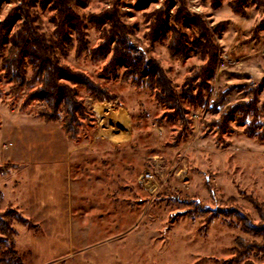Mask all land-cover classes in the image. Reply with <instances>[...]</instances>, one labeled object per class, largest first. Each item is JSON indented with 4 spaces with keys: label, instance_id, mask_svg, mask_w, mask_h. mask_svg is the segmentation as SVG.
<instances>
[{
    "label": "rangeland",
    "instance_id": "obj_1",
    "mask_svg": "<svg viewBox=\"0 0 264 264\" xmlns=\"http://www.w3.org/2000/svg\"><path fill=\"white\" fill-rule=\"evenodd\" d=\"M15 1H0V22L12 8L23 6L34 13L35 25L41 32L53 31L50 20L53 13L48 7L43 10L40 0H27L23 4L22 0ZM74 1V10L86 24L90 48L98 46L101 34L89 22L88 15L111 8L116 0ZM118 2L123 21L132 27V41L145 47L160 62L180 90L191 69L203 61L194 53L184 61L171 59L167 41L147 42L145 13L160 8L161 2L143 10L135 7L136 0ZM185 2L190 11L203 16L208 27L215 29L222 25V28L216 35L221 59L211 89L202 105L192 107L185 103L190 122L181 136V123L167 117L166 106L154 100L151 89L136 88L122 81L123 69L116 76H101L107 60L94 61L86 55L77 59L75 47L61 57V62L84 72L120 98V106L93 102L82 87H77L79 98L88 107V116L81 119L80 134L75 139L68 138L61 122H45L38 116L45 108L44 103L34 102L22 109L30 89L15 94L11 82L4 79L0 82V166L8 162L24 163L10 175H0V199L14 200L15 206L21 207L28 201L39 203L36 214L41 207L49 210L47 218L57 232L48 236L43 234L44 222L37 225L34 220L29 221L27 226L38 235L33 243L41 245L44 241L46 245L45 252H33L39 256L38 260L31 257L34 264H264V252H252L242 258L235 241L237 237L257 241L261 238L225 224L222 216L206 224L210 209L235 208L252 222L260 223L258 213L248 201L251 198L264 203V140L245 132L252 114L244 124L239 122L240 115L232 117L230 128L223 133L211 123L220 120L227 107L256 96L259 109L256 133L264 131V30H256L264 18V0H247L244 16L233 14L227 0H222L217 9L212 8L211 0ZM23 20L21 16L16 27ZM225 56L226 65L221 68ZM221 91L227 93L225 103L214 111L212 102ZM123 115L131 120L132 140L122 146V153L113 152L110 157L118 161L116 180L92 174L102 168L99 156L89 153L76 156V153L66 159L74 147H107L93 144L95 135L101 129V132L111 129L114 120L123 125ZM16 151L23 155L15 157ZM74 158L81 169L77 172L71 168L70 173V159ZM191 201L206 208V212L190 214L194 207ZM9 209L10 206L0 202V211ZM38 215L37 218L41 217ZM232 221L237 218L233 216ZM11 223L18 230L26 226L16 218ZM23 238L22 246L17 244L28 263L30 258L24 245L29 242L28 237ZM11 241L14 244V235ZM3 251L0 246V261Z\"/></svg>",
    "mask_w": 264,
    "mask_h": 264
},
{
    "label": "trees",
    "instance_id": "obj_2",
    "mask_svg": "<svg viewBox=\"0 0 264 264\" xmlns=\"http://www.w3.org/2000/svg\"><path fill=\"white\" fill-rule=\"evenodd\" d=\"M8 3L14 0H0ZM19 1V0H16ZM15 1V2H16ZM23 1L27 0H22ZM40 7H47L53 14L50 17L54 29L51 33L41 32L35 25L34 13L26 11L22 6L12 8L5 19L0 22V82L4 79L12 83L15 94L30 89L22 102L26 109L34 102L44 103L38 116L45 122H61L68 138L75 139L80 134L81 119L87 118L88 107L79 98L77 87H82L93 102L110 103L120 106L118 95L99 83L90 79L84 72L76 71L61 62V57L75 47V56L80 59L84 55L94 61L107 60L100 75L116 76L123 69L121 80L129 82L136 88H149L153 91L154 100L166 106V115L170 119H178L181 123V135L185 134L189 125V109L204 103L206 93L211 89L216 68L221 59V49L216 42L222 25L215 29L208 27L203 16L189 10L185 0H136L135 7L143 10L150 5L161 2L160 8L145 13L147 32L145 38L150 44L167 41V49L171 59L184 61L191 53L199 57L203 64L195 66L187 75L180 90L168 77L160 62L150 56L145 47L135 44L131 39L132 27L123 21L119 11V2H113L111 8L99 14L88 15V20L100 31V43L90 48L86 24L83 17L73 8L74 0H40ZM222 0H211L212 8L221 6ZM233 14L244 16L247 0H227ZM178 3V7H172ZM27 8V7H26ZM172 10V11H171ZM22 23L16 27V21ZM37 18V17H35ZM17 29H16V28ZM15 28V29H14ZM190 29V33L189 30ZM256 30H264V18L256 26ZM191 34V35H190ZM74 36V39L72 38ZM226 91H221L212 102L211 109L218 111L223 106ZM258 100L254 96L247 102L236 103L226 108L220 120L213 121L219 133L228 130L232 117L240 115L239 122L246 123L250 114L251 121L246 125L248 136H257L264 140V131L257 132L259 118ZM64 114V117H61ZM9 166H0V175L6 174ZM260 217V223H254L248 216L236 210L210 209L206 224L210 225L222 216V221L232 227H238L251 237H259L260 241L237 237V251L245 258L252 252H264V203L248 198ZM194 207L190 214H203L206 208L191 201ZM194 216V215H193ZM233 216L237 221H232ZM16 218L21 223L29 224L27 219L16 209L0 211V246H3L0 264H24L20 253L11 241L15 231L11 220Z\"/></svg>",
    "mask_w": 264,
    "mask_h": 264
},
{
    "label": "crops",
    "instance_id": "obj_3",
    "mask_svg": "<svg viewBox=\"0 0 264 264\" xmlns=\"http://www.w3.org/2000/svg\"><path fill=\"white\" fill-rule=\"evenodd\" d=\"M123 116H124V124L123 125L119 124L118 122H116L114 120V124L112 125L111 129L106 130V128H105L104 129L105 132H101L102 131V129H101L95 135L93 144H101V145L102 144H106V145H108L107 147L104 146V147H99L97 149L96 148L92 149V148L74 147V148H71L68 151V153L66 155V159L68 157L69 158L73 157L76 153H77L76 156L82 155V154L84 155L85 153H89V154H93V155L99 156V159L101 161L100 163L102 164L101 165L102 168L99 170V173H92V174H96L95 177H101V175L104 174L105 177L108 176V178L110 177V178H114L116 180V178L119 176V173H117L115 163L118 162V161H117V159L113 160L110 157H112L113 152L122 153L121 152L122 146L129 145L131 140H132V124H131V120H130V118L126 117L125 115H123ZM16 152L17 153L14 155L15 157H19V156L23 155V153H20L21 151L20 152L16 151ZM41 154H42V151H39V155H41ZM115 155H117V153H115ZM76 160H77L76 158H74L73 161L70 159V173H71L72 169H75L77 172H79V169H81L79 161L76 162ZM42 161H44V160H42ZM68 161H69V159H68ZM22 164H24V163H21V164L14 163L13 164V163L8 162V163L2 165V166H6V165L9 166V171L6 174H3L2 176L10 175L12 173V171L19 170L20 166ZM73 173H75V172H73ZM140 187H142V185ZM114 198L117 199L116 198V193H115ZM1 199H0V202H2L6 207L10 206L11 208H15L22 215V217L24 219L28 220V222L31 219L34 220L37 225L38 224L41 225L44 222L45 228H44V233L43 234L46 233V235H48V236L57 234V232L54 229L53 223L51 221H49V219L47 218V215L49 216V213H48L49 210L43 209L42 207L39 208L38 214L41 217H39V218L36 217V215H38V214H36V212L38 210L37 207H39V203L28 201V202H26V204L23 207H21L20 205H16L15 206L16 202L14 200H9V201L6 200L5 201V199L3 198V201H1ZM101 202H102V204H104L105 200L102 199ZM28 211H31V213H27ZM100 216L101 215H99V217ZM41 218L44 221L39 222L38 220H40ZM27 225L24 227L23 230H20V229L18 230V229L14 228L15 233H14V241L13 242H14V246H15L16 250L21 254V256H23V254L20 251L21 249L19 248V245L22 246V241H24L23 237H25V236L28 237L27 238V240H28L27 242H29V243H25L24 247L28 249L27 250V252H28L27 255H29L30 259H29L28 263L24 262V264H34L33 263V259L31 257L33 256V257H35L36 260H38L39 256H36V254H34L33 252L35 250H37V254H39L41 252H45L46 251V245H43L44 241L42 242L41 245H38V244H40V242L38 244H36V245L33 243L34 240H36V238L34 236H38V235H36L37 233H36V231L33 228H30ZM23 231H24V233H23ZM25 231L27 233H25ZM41 231H43V230L41 229ZM25 248L23 249L24 251H26ZM24 255H25V253H24Z\"/></svg>",
    "mask_w": 264,
    "mask_h": 264
},
{
    "label": "built area",
    "instance_id": "obj_4",
    "mask_svg": "<svg viewBox=\"0 0 264 264\" xmlns=\"http://www.w3.org/2000/svg\"><path fill=\"white\" fill-rule=\"evenodd\" d=\"M226 60H227V56H225V59L221 62V68H224L225 67V65H226ZM220 68V69H221Z\"/></svg>",
    "mask_w": 264,
    "mask_h": 264
},
{
    "label": "bare ground",
    "instance_id": "obj_5",
    "mask_svg": "<svg viewBox=\"0 0 264 264\" xmlns=\"http://www.w3.org/2000/svg\"><path fill=\"white\" fill-rule=\"evenodd\" d=\"M99 105V104H98Z\"/></svg>",
    "mask_w": 264,
    "mask_h": 264
}]
</instances>
